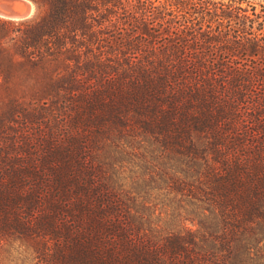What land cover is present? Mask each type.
<instances>
[{"label":"trees","instance_id":"1","mask_svg":"<svg viewBox=\"0 0 264 264\" xmlns=\"http://www.w3.org/2000/svg\"><path fill=\"white\" fill-rule=\"evenodd\" d=\"M30 1L0 17V264H264V0Z\"/></svg>","mask_w":264,"mask_h":264},{"label":"water","instance_id":"2","mask_svg":"<svg viewBox=\"0 0 264 264\" xmlns=\"http://www.w3.org/2000/svg\"><path fill=\"white\" fill-rule=\"evenodd\" d=\"M34 5L30 0H0V17L24 19L34 14Z\"/></svg>","mask_w":264,"mask_h":264},{"label":"rangeland","instance_id":"3","mask_svg":"<svg viewBox=\"0 0 264 264\" xmlns=\"http://www.w3.org/2000/svg\"><path fill=\"white\" fill-rule=\"evenodd\" d=\"M186 225L188 226V227H190V228H195V225H193L191 222H189V221H187L186 222Z\"/></svg>","mask_w":264,"mask_h":264}]
</instances>
